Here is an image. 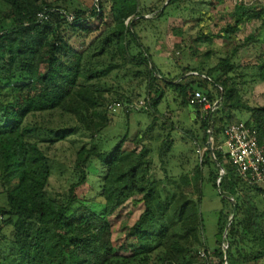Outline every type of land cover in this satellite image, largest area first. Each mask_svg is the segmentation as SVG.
Segmentation results:
<instances>
[{
    "label": "trees",
    "instance_id": "1",
    "mask_svg": "<svg viewBox=\"0 0 264 264\" xmlns=\"http://www.w3.org/2000/svg\"><path fill=\"white\" fill-rule=\"evenodd\" d=\"M107 1L109 24L103 22ZM186 1L168 0L156 10L139 0H98L87 9L74 0H0V193L5 197L0 264H256L264 258V210L252 196L264 197V189L243 177L219 148L223 129L242 120L235 111L244 110L248 117L242 121L255 129L264 150V104L243 101L236 78L229 76L237 67L238 47L212 68L185 66L171 75L141 41L143 21L159 20L170 6L179 9ZM40 12L45 19L38 18ZM147 12L155 15L148 18ZM228 14L231 20L215 34L227 44L244 23L264 25L260 0L240 2ZM102 22L103 30L83 50L63 34L64 26L73 34L88 33ZM243 42L264 43V35L250 34ZM253 67L264 81L263 50ZM213 70L220 72L218 78L211 76ZM170 92L180 111L191 116L193 129L184 132V153L176 155L174 165L171 134L180 124L159 109ZM195 92L214 108L191 103ZM139 100L144 106L123 112L126 124L130 114L140 112L150 122L132 134L126 128L109 149L102 133L116 113L107 105ZM164 129L169 141L157 144ZM193 146L201 153L190 170ZM93 162L102 169L97 208L85 200ZM204 183L220 201L211 247L200 211ZM129 200L142 207L126 233L130 252L119 254L109 217Z\"/></svg>",
    "mask_w": 264,
    "mask_h": 264
},
{
    "label": "rangeland",
    "instance_id": "2",
    "mask_svg": "<svg viewBox=\"0 0 264 264\" xmlns=\"http://www.w3.org/2000/svg\"><path fill=\"white\" fill-rule=\"evenodd\" d=\"M53 1V0H47ZM144 6L148 7L154 4V8L158 10L162 5H166V0H139ZM256 0H187L186 3L180 4V8L177 9L174 6H170L167 9L166 14L161 19H153L143 21L141 24V41L145 47L149 48V53L153 58L155 64L164 72H168L171 75L180 74L181 70L185 66L197 67L201 70L212 68L217 61L229 54V51L234 47H238V52L233 57L234 62L237 64L235 70L229 73V76L236 78V84L241 88L240 94L243 101L248 102L250 106L263 105L264 104V81H261L257 76V69L253 67L256 62L259 50L264 52V43L253 44L248 43L241 45L244 42L246 36L250 34L259 35L260 38L264 35V25L260 24L258 20H252L241 25V27L234 34V41L227 44L223 39L215 34L219 32L220 27L231 18L228 12H230L235 5L240 2L245 5H251ZM75 4L79 5L82 9L89 8L94 0H74ZM264 7V0H260ZM106 10L104 13L103 22L109 24L111 21L108 8L109 1L106 2ZM1 8H3L1 6ZM154 12H147L146 17L150 18L154 16ZM102 22V23H103ZM104 23L97 29L86 33L85 31L75 32L69 26H64L63 34L65 37L71 39V43L78 49L83 50L88 43H90L94 37L99 34L103 28ZM127 24V20L125 21ZM136 30V27H135ZM137 31V30H136ZM201 34V35H200ZM202 36V37H199ZM179 45V46H178ZM209 52L206 54V52ZM113 76V75H112ZM213 78H218L220 72L213 70L211 72ZM176 110L175 112L168 111L167 108ZM162 112L166 115H171L175 121H179V129H175L171 135L175 140L174 148L171 151L170 165H174L176 162V155L182 154L184 151L181 149L180 142L182 136H185V131L193 130L191 123V116L188 115L186 109L180 111V107L173 100L171 92L167 99L163 101V104L159 106ZM236 114L245 120L248 117L246 111H235ZM115 117L110 121V124L104 129L102 133L103 138H108L109 146L112 148L116 143L117 135L123 134L127 128L132 134L138 129H143L149 122L150 118L145 113H132L129 116V122L126 124V120L123 116V110H117ZM114 115H112L113 117ZM158 129H161L157 125ZM182 129V130H181ZM166 129L161 130L157 135L156 140L158 142L169 141L164 136ZM184 134H183V133ZM184 140V139H182ZM183 144V143H182ZM212 145V142H211ZM125 147L130 148L132 145L126 143ZM196 152L190 155V161L188 162L187 169L192 170V165L195 162L196 153H201V148L196 147ZM183 149H190L186 146ZM223 150L225 147L223 146ZM186 166V165H185ZM101 166L97 162H93L88 168L87 183L89 188L86 189L85 200L91 207L97 208V201L99 197H95V192L98 186H100L102 179ZM208 171L203 168L202 175L204 181H206ZM53 176L51 182L54 186H57ZM57 183V184H56ZM202 201L200 205L201 216L205 228V238L208 246H212L214 243V236L216 232V212L220 207L219 197L216 192L210 187L209 184L204 183L202 187ZM251 195V194H250ZM253 199L257 201L260 209L264 210V197L260 195H254ZM94 198L96 200H94ZM5 205V197L0 193V206ZM142 207V203L139 202L134 205L131 200L127 201L120 209L114 212L109 217L110 224L113 230V244L117 253L127 254L129 253V246L132 239L126 238L128 227L137 219L139 209ZM125 247L128 249L125 250ZM256 264H264V258L259 260Z\"/></svg>",
    "mask_w": 264,
    "mask_h": 264
},
{
    "label": "built area",
    "instance_id": "3",
    "mask_svg": "<svg viewBox=\"0 0 264 264\" xmlns=\"http://www.w3.org/2000/svg\"><path fill=\"white\" fill-rule=\"evenodd\" d=\"M94 5L97 6L98 0H94ZM39 19H45L46 14L40 12L37 14ZM64 16L68 21L74 20L72 13H65ZM197 75V72H193ZM202 76V75H201ZM191 103H201L205 110H212L214 105L211 104L208 98L201 92H195L190 97ZM144 106V102L139 100L138 103H122L114 101L107 105V109L114 113L117 110H138ZM223 142L219 148L224 150L225 159L234 164L239 173L248 179L253 184H258L264 189V150L259 145L256 131L244 121H236L228 124L223 129Z\"/></svg>",
    "mask_w": 264,
    "mask_h": 264
},
{
    "label": "water",
    "instance_id": "4",
    "mask_svg": "<svg viewBox=\"0 0 264 264\" xmlns=\"http://www.w3.org/2000/svg\"><path fill=\"white\" fill-rule=\"evenodd\" d=\"M167 2H168V0H166L165 4H167ZM211 142H212V140H211V138L209 137L208 142H207V146H208V149L212 151V145H211ZM228 223H229V222H228ZM227 225H228V224H227Z\"/></svg>",
    "mask_w": 264,
    "mask_h": 264
}]
</instances>
